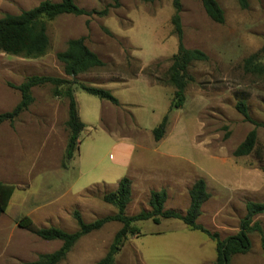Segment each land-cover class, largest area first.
<instances>
[{
    "label": "rangeland",
    "instance_id": "obj_1",
    "mask_svg": "<svg viewBox=\"0 0 264 264\" xmlns=\"http://www.w3.org/2000/svg\"><path fill=\"white\" fill-rule=\"evenodd\" d=\"M79 1L74 0L75 5L83 7ZM216 1L224 12L222 24L207 17L200 0H182L184 46L203 51L208 59L189 65L193 81L185 89L184 104L169 112L174 88L167 83V70L177 51L170 23L171 0H119L117 7L111 0H85L82 4L88 11L106 9L107 13L61 15L47 21L50 46L45 55L24 58L0 51V114L20 102V93L9 84L18 86L34 75L71 81L56 54L66 48L68 40L80 37L104 65L79 74L76 83L107 89L119 102L114 106L78 85L44 84L30 90L32 103L13 123H0V182L15 186L0 216V264H26L61 246L59 241L42 240L19 228L17 222L24 216L37 228L54 226L74 232V210L86 223L116 212L102 200L112 190L102 183L90 184L118 174L123 177L119 144L124 141L136 144L133 161L140 154L145 159L141 165L162 168L170 162L185 171V187L168 186L167 204L175 211L184 214L187 210L192 182L200 178L206 182L210 197L197 223L220 239L238 232L247 201L264 203V127L244 121L236 110V103L243 101L250 118L264 124V74L243 69L244 60L264 44V0H247L245 9L237 0ZM39 2L22 0L4 11L16 15ZM256 61L264 65L261 56ZM67 87L74 93L78 117L84 123L71 160L65 159L68 99L55 96V90L63 94ZM167 112L165 135L156 142L152 131ZM252 129L256 130L255 148L247 156L235 157L234 150ZM166 155L173 160L162 158ZM88 186L80 198L75 195ZM81 197L92 201L86 204ZM148 199L135 187L125 215L148 210ZM253 222L260 224L264 235V214ZM134 225L141 233L127 235L115 264H215V243L190 231L180 220ZM120 227L110 222L82 236L59 264H97ZM249 238L250 251L232 257L231 264H264L259 235L252 233Z\"/></svg>",
    "mask_w": 264,
    "mask_h": 264
},
{
    "label": "trees",
    "instance_id": "obj_2",
    "mask_svg": "<svg viewBox=\"0 0 264 264\" xmlns=\"http://www.w3.org/2000/svg\"><path fill=\"white\" fill-rule=\"evenodd\" d=\"M114 7L119 6V0H111ZM143 3H153L159 0H140ZM202 8L207 17L214 23L222 24L224 22V12L216 0H200ZM240 8L248 7L247 0H237ZM173 14L170 18L172 25V34L177 41L176 54L171 58V64L167 70V83L174 88L170 110L181 108L185 100V89L193 81L188 73V67L192 62H204L208 59L207 55L199 49H188L183 43V28L181 22L182 0H171ZM107 10L101 12L86 11L74 4L73 0H60L53 3L48 0L41 1L37 6L21 11L19 14H4L0 17V51L2 53L21 56L24 58H38L46 54L50 46V40L47 35V21L60 15L90 16L92 14L105 15ZM261 56L264 59V44L261 49L250 55L243 62L245 72L251 74H264V65L256 61ZM56 59L63 65V73L71 78V81L52 76H30L20 85L10 87L20 93V102L15 108L3 114H0V123L8 121L13 123L14 119L32 103L33 98L30 90L33 87L44 84H52L59 87L64 84L78 85L79 89L85 93L105 100L114 106H118V100L107 89L94 86H86L76 83L75 78L92 69L100 68L104 64L100 58L92 52L85 44V38L80 37L67 41L66 48L56 54ZM63 95L68 99V118L66 125L69 130V140L65 153V159L71 160L77 150V139L80 132L84 129L80 121L76 108L74 93L70 87H67L62 94L58 89L55 90V96ZM237 112L243 117L244 121L250 122L255 127L264 124L253 121L248 113L247 106L243 101L236 103ZM168 112L163 116L160 123L153 129L152 135L156 142L163 138L168 122ZM256 145V130L252 129L233 152L235 157L249 155ZM264 173V167L261 168ZM15 186L0 182V216L7 209L9 201L14 193ZM189 206L184 214L172 209H164L166 192L152 191L149 195V210H141L133 216H126L125 210L130 202L131 181L127 177H122L118 182L115 192L103 195L102 200L106 204L115 207L116 213L97 218L89 223L83 221L78 210L72 212V218L76 222L77 230L66 232L54 226L37 228L28 216L22 217L17 226L31 231L34 235L46 241H59L61 246L50 253L38 255L35 261L26 264H59L72 246L82 237L92 232L100 230L110 222L121 224L120 229L114 234L112 241L105 255L97 264H115V256L120 251L128 234L139 235L140 230L134 225L137 222L151 220L158 225L161 219L180 220L189 230L198 231L215 243V264H231L232 257L239 254L248 253L251 249L249 235L257 233L260 237L261 248L264 252V235L262 227L258 222H253L254 217L264 214V203H255L247 201L245 203V216L239 222V230L236 234L220 239L217 233H212L198 224L196 221L201 215V206L210 197L207 192L206 183L203 179H197L188 191Z\"/></svg>",
    "mask_w": 264,
    "mask_h": 264
},
{
    "label": "crops",
    "instance_id": "obj_3",
    "mask_svg": "<svg viewBox=\"0 0 264 264\" xmlns=\"http://www.w3.org/2000/svg\"><path fill=\"white\" fill-rule=\"evenodd\" d=\"M20 1H22V0H0V17L3 16L2 15L3 13L4 14L7 13L6 12L7 11L6 7H11V6L15 7ZM39 1L41 2V1H44V0H39ZM48 1H50V0H48ZM59 1L60 0H58L57 2L55 1L53 3H58ZM84 1L85 0H80L79 1L81 3V5H83V7H79V8L88 11L86 5L82 4V3H84ZM4 10H6V11H4ZM8 14H10V13H8ZM62 16H66V15H62ZM116 28L120 29L118 25H116ZM159 88L164 89L163 87H159ZM83 125H84V123H83ZM118 142H121V141H118ZM119 145L122 147V149H121L122 153H121V156H120V165L125 170V173H123L122 175H123V177L129 178L130 181H131V196H132V193H133V189L135 187L139 189V193H141V194H145L146 193L147 195H150V193L152 191H160V190L163 189L166 192V200H165V203H164V209H172V210H174L173 208L169 207L168 204H167V202H168L167 194L170 193V191L168 190V186L174 185V186H179L181 188L185 187V180H184L185 171H183L180 168L175 169L174 164H172L170 162L168 164H165V165L161 166L163 169L159 168L157 166L154 167V166L143 165V164L141 165L139 163L141 161V159L145 162V159L142 158V155L139 154V157L136 158L135 161H133L134 160V156L136 155L135 154L136 144L134 142H132V141H124V142H121ZM121 150H119V151H121ZM154 157L158 158V155L156 154ZM162 158H167V159L173 160V158L170 155L162 156ZM133 162H135V164L137 166H135V165L133 166ZM148 167H149V169H148ZM121 178H122V176L118 174L117 176H114V179L101 178L99 182L92 183L90 185H95V184H98V183H102V184H104V186L109 187L110 190H112L111 192H115L117 187H118V182H119V180ZM223 181H225V180H223V179L222 180H216L215 179V182H217L219 184H225V183H222ZM193 183L194 182H192L189 185L188 191L192 187ZM89 186L86 187L83 191H81V192L79 191L75 195L79 196V198H80V194H82V192H84L86 189H88ZM206 188H207V184H206ZM89 198H90V196H89ZM81 200H83V202L86 203V204H90L91 201H92V200L89 201L88 198H84V197H81ZM130 201H131V197H130ZM79 205H82V204L79 203ZM165 206H168L169 208H166ZM202 207H203V204L201 206V210H202ZM115 213L116 212H113V214H115ZM113 214H111V215H113ZM161 220H160V223H161ZM190 231H192V230H190ZM158 234H161V232H158Z\"/></svg>",
    "mask_w": 264,
    "mask_h": 264
}]
</instances>
